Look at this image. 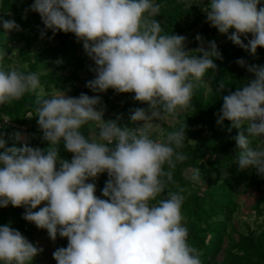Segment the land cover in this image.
I'll return each instance as SVG.
<instances>
[{
	"label": "clouds",
	"instance_id": "1",
	"mask_svg": "<svg viewBox=\"0 0 264 264\" xmlns=\"http://www.w3.org/2000/svg\"><path fill=\"white\" fill-rule=\"evenodd\" d=\"M260 5L261 0H210L203 10L207 22L255 55L264 48ZM160 7L155 0H34L26 10L39 13L53 36L73 33L83 42L95 65L88 69L95 78L86 82L93 93H134L135 101L148 106L129 109L130 121L142 122L135 127L121 124L122 115L105 120L100 95L69 96L55 88L46 95L41 73L0 67V104L35 93L37 124L48 145L32 147L16 133L22 147H6L0 135V207L23 206L22 218L47 230L52 241L67 238V246L53 252L57 264H201L183 223L184 189L166 191L177 165L188 159L181 151L186 126L167 131L163 123L191 106L194 88L208 70H217L214 58L222 54L214 41L208 50H186L185 36L164 34L154 18ZM0 24L5 33L21 30L14 19L0 18ZM230 29L235 31L229 35ZM248 34L245 44L241 36ZM195 39L203 44L199 34ZM7 55L0 49V61ZM235 63L255 78L222 97L217 124L227 120L240 130L234 138L239 168L253 167L264 176V147L251 146L253 138L264 137V66L243 58ZM226 88L220 82L216 92ZM90 124L95 127L86 137L81 129ZM61 142L73 154L70 161L59 155ZM103 173L108 179L101 198L95 180ZM186 178L199 183L200 170ZM42 252L19 230L0 226V264H31Z\"/></svg>",
	"mask_w": 264,
	"mask_h": 264
},
{
	"label": "trees",
	"instance_id": "2",
	"mask_svg": "<svg viewBox=\"0 0 264 264\" xmlns=\"http://www.w3.org/2000/svg\"><path fill=\"white\" fill-rule=\"evenodd\" d=\"M155 2L161 7L154 18L161 23L164 34L184 36L197 29V35L209 40L204 49L208 50L209 42L214 41L222 54V59L214 58L217 70H208L205 82L198 83L194 88L191 106L180 113L176 124H163L167 131L186 126L187 139L181 151L188 156L185 162L177 165L174 183H170L166 191L179 192L180 188L184 189L181 193L185 197L182 205L183 223L188 228L189 244L198 249L201 264H264V176L253 167L239 168L236 162L239 149L234 138L240 130L233 128L227 120L221 125L217 124L222 97L229 94L228 90L234 92L237 87L255 78L246 67H240L235 61L243 58L248 65L264 66V48H258L256 54L252 55L234 45L227 35L221 34L207 22L203 9L210 0ZM33 3L34 0H0V18L14 19L21 28L20 31L5 33L0 24V49L8 53L0 61V67L7 69L13 66L25 72L41 73L40 85L46 95L54 88L64 90L69 96H79L82 92L89 96L100 95L106 105L105 120L122 115L121 124L135 127L142 123L130 121L129 109L148 107L135 101L134 93H117L114 89L93 93L86 87V82L95 78V74L88 69L95 65L87 56L83 42H78L73 33L58 31L53 36L52 31L45 28L39 13L26 11ZM260 6H264V0H261ZM42 31L45 32L43 38ZM233 31L235 29H230L229 35ZM248 39H251V34L247 38L241 36L245 44ZM42 43L44 47H40ZM199 43L195 40L186 50L199 48ZM220 82L227 86L222 93L216 92ZM35 100L36 94L30 92L19 100L0 104V135L6 141V147H19L15 134L22 130L32 133L30 137L35 147L44 149L48 146L42 140L43 134L37 124ZM94 127L85 125L81 131L87 137ZM251 146L264 147V137L253 138ZM59 155L69 161L73 156L66 151L63 142L59 145ZM59 166L57 164V168ZM194 168L200 170L199 183L186 178ZM107 179V173L96 178V196L104 198L101 190ZM250 192L258 193V199L252 205L255 224L252 226L247 223L245 229H238L235 221L240 213L241 196ZM162 198L164 194L157 199ZM39 207L33 211H38ZM24 212L23 206L17 208L9 204L0 207V226L8 225L19 230L34 244L33 240L41 229L23 219ZM57 238L61 239L62 247L67 246V238L59 235ZM31 264H43L41 253Z\"/></svg>",
	"mask_w": 264,
	"mask_h": 264
},
{
	"label": "rangeland",
	"instance_id": "3",
	"mask_svg": "<svg viewBox=\"0 0 264 264\" xmlns=\"http://www.w3.org/2000/svg\"><path fill=\"white\" fill-rule=\"evenodd\" d=\"M200 28V27H198ZM187 39H186V47L193 44L195 42V38L197 36V29H194L190 32H187L184 35ZM213 39V37H212ZM208 39L204 38L203 39V44L201 45V42L199 43V47H206V44L208 43ZM40 47H44V44H40ZM185 111V110H184ZM184 111H182L181 113H183ZM177 118L175 121L169 119V121L164 122L163 124H166L168 126H174L177 122ZM164 126V125H163ZM20 133L22 135V137L25 138V140L29 143L30 146L35 147L34 143L32 142L31 139V135L32 133L27 132V131H20L17 132ZM20 144L18 148L22 147L24 140L18 141ZM97 191L95 193V195H97ZM258 193L257 192H250L247 195H242L241 196V208H240V213L237 216V219L235 221V226L238 229H245V225L247 223L251 224L252 226H254L255 224V217H254V213L252 211V205L253 203L258 199ZM257 198V199H256ZM44 204H41V207H43ZM34 244L37 247L43 248V252L41 253V256L43 258V264H57V262L55 261V259L53 258V252L57 249L62 247V243H61V239H56L55 241H52L47 233V230L41 229L40 232L38 234H36L35 239L33 240ZM38 242V244H37Z\"/></svg>",
	"mask_w": 264,
	"mask_h": 264
}]
</instances>
